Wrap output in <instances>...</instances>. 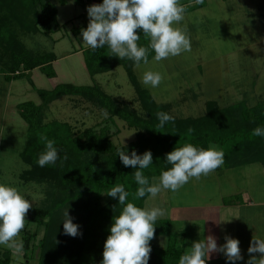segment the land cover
Listing matches in <instances>:
<instances>
[{
	"label": "trees",
	"instance_id": "1",
	"mask_svg": "<svg viewBox=\"0 0 264 264\" xmlns=\"http://www.w3.org/2000/svg\"><path fill=\"white\" fill-rule=\"evenodd\" d=\"M59 2L64 4L66 0ZM205 2L203 0L202 4H197L196 0H178L186 12L204 7ZM59 26L57 8L50 0H0V73L4 79H20L28 76V72L36 67L47 77H54L56 73L52 62L57 59L55 53H34L23 44L17 32L22 30L28 33L32 28L39 27L37 29L42 34L48 35ZM137 34L140 36L138 46H147L148 40L143 32L138 30ZM80 49L91 77L116 66L125 69L141 113L126 102L106 94L96 83H58L49 90L35 88L40 97L39 103L25 100L16 105L19 115L27 124V139L19 156L28 168L20 173V178L26 182L44 183L48 187V203L32 206L27 213V224L21 231L22 253L29 258L35 250L36 264H100L112 217L121 211L117 199L101 194L112 187L123 185L129 192L128 202L142 208L144 197L133 198L138 188L133 176L137 169L121 163L118 148L128 155L132 151L138 155L146 150L152 153L153 163L141 170L149 182L153 176L171 167L165 161V154L188 143L205 149L210 143L219 145L224 153L225 168L260 163L264 171V137L251 134L254 128L264 127V97L253 105L247 104L245 99L224 106L208 100L202 114L178 116L172 113L170 102H157L151 92L140 84L132 71L135 66L133 61L110 56L107 45L96 50L87 46ZM154 55V51H150L148 60ZM63 95L81 96L107 110L110 117L116 116L133 128L135 138L117 147L106 127L98 131L86 128L76 135L66 122H43L46 106ZM158 111L173 116L174 122L158 128ZM189 128L194 129L191 135L187 131ZM42 135L54 141L60 157L54 165L40 167L36 163L39 155L45 151V142L40 139ZM65 154L66 160L63 159ZM102 195L107 198L104 204L101 202ZM66 208L73 223L79 225L82 235L71 237L63 234L62 220ZM171 220H157L155 235H166L167 240L163 247L155 246L150 241L152 250L148 264H178L179 257L189 248L186 239L180 236L181 231H171ZM37 228H42L43 233L34 243ZM11 252L7 248L0 251V264H10Z\"/></svg>",
	"mask_w": 264,
	"mask_h": 264
},
{
	"label": "rangeland",
	"instance_id": "2",
	"mask_svg": "<svg viewBox=\"0 0 264 264\" xmlns=\"http://www.w3.org/2000/svg\"><path fill=\"white\" fill-rule=\"evenodd\" d=\"M50 1L57 8L59 28L48 35L42 34L37 29L39 27L32 28V31L28 33L18 30L17 34L23 44L34 53L52 51L56 54L58 58L54 63L56 75L47 77L36 67L31 77L25 76L9 83L0 73V184L17 188L20 194L32 203V206H43L48 203V187L44 183L26 182L20 178V173L28 168L19 156L26 143L27 124L19 115L16 103L25 100L38 103L40 97L35 88L49 90L58 83L75 85L96 83L111 97L126 102L138 111L140 109L134 88L122 66L91 77L85 68L83 54L77 51L81 45L86 47L81 36V29L86 28L89 22L87 7L91 4H100L103 0H66L64 4H61L59 0ZM205 1L204 7L185 11L182 22L179 24L174 22L175 27L187 28L191 51L160 62H155L151 58L148 64L141 63L139 68L134 66L132 69L143 87L145 86L141 83V77L144 72L161 73L164 80L159 87L145 88L151 92L157 102H170L172 113L182 117L202 114L208 100L224 106L232 102L236 103L245 97L249 104L261 101L260 99L264 97V0ZM6 89L12 90L13 94H8L5 104L3 98ZM243 91L246 95L242 94ZM102 110L81 96L63 95L46 106L43 122L51 120L66 122L71 127L72 133L76 135L86 128H94L98 131L99 128L106 127L111 140L117 147L135 138V132L132 133L135 130L129 128L125 121L116 116L110 117L109 113L107 118H104L101 114ZM129 134L131 135L128 136ZM159 176H153L150 183L158 182L156 178ZM235 181L233 179L225 186V193H234V186H241ZM237 181L243 183L242 180ZM217 189V183L201 175L198 180L190 179L175 193L162 189L155 198L147 194L143 199L142 208L164 209L165 216L159 219H172L171 231H181V238L186 239L185 243L191 247L194 241L209 236L210 226L213 223L207 216L211 218L209 212L212 210L207 209L206 205L218 200ZM235 197L237 195L226 196L224 201L230 202ZM106 200L105 195H102L101 202L104 204ZM179 205L194 209L191 211V218L188 216L173 218V211L179 208ZM223 209L228 210L227 215L230 212H239V219L235 220L234 226L242 225L243 233L239 232L240 229L239 231L235 229L232 237L237 238V233L238 236L244 237L242 239L245 242L242 239L239 240V247L244 256L242 260L244 262L241 264H247L249 259L247 249L250 241L253 236L261 238L264 219L262 217L254 219L253 214L258 211L254 207L240 206L239 209L228 207L221 210ZM25 219L26 226L27 214ZM254 220L257 230L250 232L248 226L250 227ZM42 233L43 229L37 228V238L33 240L34 243H37ZM18 238L21 239V233ZM166 240V235H155L151 241L155 246L163 247ZM223 243L224 241L220 242L221 245ZM3 249L5 247L0 245V251ZM11 251L10 264L37 263L35 250L30 253L29 258L22 252L17 254L14 250ZM213 258L215 257H212V260ZM216 263L220 264L218 259L210 264ZM224 263L230 264L228 261Z\"/></svg>",
	"mask_w": 264,
	"mask_h": 264
},
{
	"label": "clouds",
	"instance_id": "3",
	"mask_svg": "<svg viewBox=\"0 0 264 264\" xmlns=\"http://www.w3.org/2000/svg\"><path fill=\"white\" fill-rule=\"evenodd\" d=\"M196 3L202 4L203 0H196ZM86 11L89 22L86 28L81 29L84 44L91 50L107 45L110 56L131 60L137 68L141 63H149L150 51L155 53V62L191 51L187 28L174 26V22L179 24L185 18L186 9L178 4V0H103L100 4L89 5ZM138 30L148 40L147 46H138ZM163 80L161 73L153 71H146L141 77V83L151 88L159 87ZM101 114L104 118L108 116L107 110H102ZM156 117L159 121L158 128L174 122V117L163 111H158ZM187 131L191 135L194 129L189 128ZM251 134L264 137V127L254 128ZM40 139L45 142V151L39 155L36 163L40 167L54 165L60 159L54 141L44 135ZM117 155L125 167L137 169L133 173L138 185L134 199L143 198L146 194L155 198L162 189L175 193L190 179L198 180L201 175L207 176L224 163V153L217 150L215 145H209L205 149L188 143L165 154V161L171 167L161 171L156 178L158 182L150 183L141 171L153 163L150 151L146 150L141 155L132 151L128 155L118 148ZM63 159H67L66 154ZM101 194L117 199L121 211L112 217L100 264H148L152 250L150 241L155 238V224L165 216V210L160 207L146 210L128 202L129 192L123 185L118 184ZM31 208L32 203L17 188L0 184V245L17 254L23 251V240L18 237L25 228V217ZM114 208L115 206L113 210ZM62 221L64 235H82L79 225L73 223L67 208L63 212ZM224 241L222 245H218L212 235L194 241L179 257L178 264H206L214 253L223 254L230 264L242 260L239 240L225 235ZM247 252V264H264V239L253 236Z\"/></svg>",
	"mask_w": 264,
	"mask_h": 264
},
{
	"label": "crops",
	"instance_id": "4",
	"mask_svg": "<svg viewBox=\"0 0 264 264\" xmlns=\"http://www.w3.org/2000/svg\"><path fill=\"white\" fill-rule=\"evenodd\" d=\"M81 47H84V46L81 45L77 49V51L80 53H82V51L80 49ZM66 56H68V55H66ZM56 58H57V56H56ZM57 60H58V58L52 62L53 68H54V63ZM32 71H33V69L28 72L29 75L26 77H31ZM55 73H56V71H55ZM257 77H258V75H257ZM13 80H17V79H12L10 81L5 80V81L11 83ZM241 90H244V88L243 89L241 88ZM11 91L12 90L8 91V89H6L4 91V98L3 99H4L5 104L7 102L8 94H10V95L13 94V92L11 93ZM242 94L246 95V92L243 91ZM245 98H242V99H245ZM242 99H240V100H242ZM246 102H247V104H249L248 100H246ZM232 103H234V102H232ZM16 104H18V103H16ZM253 104L254 103H251L249 105H253ZM209 145H215L217 150H221L220 146L215 144V143H210ZM202 176L204 177V175H202ZM206 177H207V179H210V181H214V183H217V185H218V189H217V191H218L217 193L219 194L218 200L215 203L206 205L207 209L209 208L210 210H212V212H209L211 214V218L209 216H207L209 219H211V223H213V224L210 223L211 226H210L209 235H212L216 238L218 245H221L220 242L224 241L225 235L232 237L235 229H237V231H239V229H240L239 232L243 233L242 225L241 226H238V225L234 226V224H236V223H234L235 220L239 219L238 218L239 212L238 211L232 212V213L230 212L227 215L228 210H225V209L221 210L222 208L234 207V208L239 209L240 206L254 207V208L258 209V211H256L257 213L253 214L254 219L261 218V217H262V219H264V171H263V167L260 163H249V164H244V165H240L237 167H231V168H225L224 166H222V167L214 170L211 174L207 175ZM233 179L236 180L235 181L236 184H240L241 186L240 187L234 186L235 187V189H233V190H235L234 193H225L224 192L225 186L227 184H230V182H232ZM238 179L242 180L243 183H240L239 181H237ZM233 195H237V197H235V199L233 198V200L230 202L224 201V198L226 196H233ZM178 207L179 208H175V210L173 211L174 212L173 218H175L177 216L178 217H180V216L187 217L188 216L189 218H191V211H194V209H190L187 206L181 207V205H179ZM208 226H209V224H208ZM208 226H207V231H208ZM248 228H249L250 232H254L257 230V227H255V220H254V223L252 225H250V227L248 226ZM235 237H232V238H235ZM260 237L264 239V229L262 231V234L260 233ZM242 238H244V237L238 236V233H237L236 239L241 240ZM242 240L244 241V239H242ZM219 255H220V257H216ZM219 255H218V253L217 254L214 253L212 255V257H215V258H213V260L211 258L210 260L206 261V264H210L212 261H213V263H215V261H217V259H218V262L220 264H225L224 262H227V260L225 259L224 255L223 254H219ZM214 259H216V260H214ZM242 260H244V256H243ZM242 260L237 261L236 264L243 263L244 261H242ZM221 261H223V262H221Z\"/></svg>",
	"mask_w": 264,
	"mask_h": 264
}]
</instances>
